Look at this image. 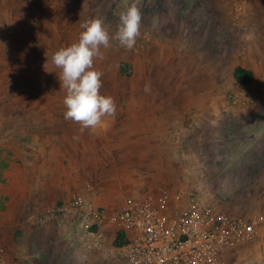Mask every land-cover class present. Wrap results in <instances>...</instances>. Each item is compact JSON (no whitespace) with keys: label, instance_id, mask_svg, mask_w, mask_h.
Listing matches in <instances>:
<instances>
[{"label":"rangeland","instance_id":"374dc122","mask_svg":"<svg viewBox=\"0 0 264 264\" xmlns=\"http://www.w3.org/2000/svg\"><path fill=\"white\" fill-rule=\"evenodd\" d=\"M197 1L0 0V214L5 218L0 222V239L19 242L27 226L39 240L41 236L44 240L54 237L48 243V254H66L62 246L51 242L56 238L57 224L44 218L43 209L83 188L86 191L87 182H92L108 211L118 210L129 195L167 191L177 201L195 193L205 204L254 220V241L231 251L226 264H264V210L253 205V172L247 156L253 151L250 145L234 137L217 140L215 135H204L192 127H182L160 143L156 136L145 133L143 141L136 143L123 140L139 132L136 125L104 124L95 131H81L80 125L64 118L66 93L61 89L60 69L52 62L53 54L77 42L84 30L81 26L95 18L102 19L114 34L119 16L133 3L142 14L141 36L131 50L117 41L101 48L103 59L94 61L95 70L103 73L101 94L119 100L123 91L139 87L143 100H158L160 94L169 104L175 81L170 53L191 50L195 55H208L213 68L212 59L220 52L224 63L219 70L226 81V108L222 112L227 120L244 116L229 109L238 106L231 102V94L238 90L230 87V82L238 56L253 47L249 34L253 28L248 29L246 22L253 14L243 13L244 7L253 8V0H205L202 9ZM239 6H243L242 13H237ZM121 62L132 65L131 75L121 73ZM157 87H161L160 93ZM210 96L215 99L217 93ZM184 99L183 93L179 100ZM184 118L187 122L193 119ZM153 126H140V131L150 132ZM65 138L74 140L63 141ZM43 144L45 154L41 152ZM89 144L98 146V150L93 148L98 153L94 158L98 168L89 163ZM54 147H61L62 152L48 156ZM170 152L176 156L171 157ZM77 153L86 157H77ZM125 164H129L128 171L114 181ZM73 166L79 167L76 172L69 171ZM82 254L86 257L73 258L76 262L64 255L60 259L67 264H121L108 256L95 260L84 250Z\"/></svg>","mask_w":264,"mask_h":264},{"label":"crops","instance_id":"0c3cea01","mask_svg":"<svg viewBox=\"0 0 264 264\" xmlns=\"http://www.w3.org/2000/svg\"><path fill=\"white\" fill-rule=\"evenodd\" d=\"M206 4L205 0L197 1L198 8L202 9ZM189 6L188 4L187 7ZM242 9L243 6H239V10H236L237 13H242ZM243 13L253 14V16H249V18L247 17L246 19V22L249 23L247 28H253V31L249 33L252 37L250 44H253V47L250 48L248 52H245V55L241 54L238 56V61L234 68L240 65L250 69L253 72V80L248 84L239 83L233 77V68L231 71L230 87L236 90L253 89L258 92L260 85L264 84V0H253V8L248 6L244 7ZM178 41L179 40H176V42ZM219 53L216 58L212 59V62L215 64H212L213 68H211V60L208 59V55H195L191 50H186L184 53L177 50L172 51L170 53L172 58L171 70L174 71L173 76H175V81H172L170 87L171 100H169V104L166 98L162 100L160 94L158 95V100L147 101L139 97L141 93L139 87L128 88L127 91L122 92L119 100H115L117 109H120V111H117L114 117L105 118L103 125L122 124L127 127L134 125L138 126V133L134 134L132 137L129 136L123 139L124 141H136V143L143 141L145 133L153 134L160 143L161 140H166V136L172 135V133L175 134V132H178V129L182 127L185 129L192 127V129L204 135H215L217 140H221L225 137H227V139L233 137L240 139L244 144L250 145L249 147H252L251 150H253L250 154H247L251 161L250 167L253 172V179L251 180L253 181V184H251L253 185V205H256L260 210H264V93L259 92L257 99L253 101L252 104L246 105L245 107L239 108V106H230L229 109L234 112L235 115L242 113L244 116H237L234 119L230 118L227 120L222 112V109L226 108V81L219 70L224 63V55L220 53V56ZM204 56H206L207 59H204ZM133 64L135 66V63ZM183 82H185V85H182ZM156 91L160 93L161 87H157ZM183 93L185 94V99L180 101L179 99L183 98ZM213 93H217L215 99L212 98L213 95L210 96V94ZM208 96H210V98H206ZM167 107H169L168 112L166 110ZM185 115L193 117L191 122L184 121ZM167 123L173 125V127L166 129L165 126ZM145 125L154 126L148 130L150 132L140 131V126ZM124 129L129 131V128ZM81 139L84 140V138ZM45 140V138H42V141ZM73 140L74 139L67 140L65 138L63 141L72 142ZM92 140L96 141L97 139L93 138ZM160 145L161 144L157 147L161 148ZM32 147L31 145V148ZM68 147L67 145L66 149H69ZM73 148L74 151L79 149L77 146ZM89 148L92 150L89 154L91 158L89 163H93L95 168H98V161L94 159L98 156V153L93 150V148L98 150V146H91L89 144ZM140 148L141 147L138 149L141 150ZM60 150L61 147H54L53 150H49L48 156H57L62 152ZM45 151L46 148H44L43 144V146H41L42 154H45ZM170 153L171 157L176 156L172 155V152ZM76 156L86 157V154L84 153L82 155L77 153ZM81 162L83 163V161ZM77 168L79 167L73 166L69 171L76 172ZM128 169L129 164L120 167V173L114 178V181H118L121 175L127 172ZM87 183H91L95 188L92 182ZM81 190L89 197L95 199L100 205L101 203H105L104 199L97 196V191H95V193H89L86 192L84 188ZM4 220L5 218L0 214V222ZM56 228V238L51 242L54 244L56 243L58 246H62L66 254L61 253V255H59L56 253L54 256L48 254V243L54 237L44 240L43 236H41L42 238L39 240L35 233H29V228L26 226L24 235L20 238L19 242L14 239V241L10 239L6 241L3 238L0 239V264H67L65 261L61 262L60 258L63 255L66 259L69 258L71 260L73 258H78L79 260L82 258L81 256L84 257L85 255L82 254V251L84 250L86 252V250L80 245L76 231L72 228L62 229L58 226H56ZM260 243H262V241H260ZM262 247L264 249V241ZM241 248L242 246H238L230 250L227 257L232 254L231 251ZM88 254L90 258L92 256L95 260L107 257L103 254ZM9 256L11 259H13L14 256L17 257V259L13 261ZM115 261L125 264L121 260Z\"/></svg>","mask_w":264,"mask_h":264},{"label":"built area","instance_id":"2783aa9c","mask_svg":"<svg viewBox=\"0 0 264 264\" xmlns=\"http://www.w3.org/2000/svg\"><path fill=\"white\" fill-rule=\"evenodd\" d=\"M259 92L264 93V84L258 92L235 91L230 99L245 105L255 101ZM85 188L95 193L91 183ZM177 199L167 191L129 195L118 210L108 211L78 191L46 205L43 214L62 229H74L86 252L125 264H226L230 250L256 237L254 220L205 204L195 193ZM118 237L120 243L115 242Z\"/></svg>","mask_w":264,"mask_h":264},{"label":"clouds","instance_id":"9594fccd","mask_svg":"<svg viewBox=\"0 0 264 264\" xmlns=\"http://www.w3.org/2000/svg\"><path fill=\"white\" fill-rule=\"evenodd\" d=\"M141 22V11L133 3L119 16L114 34H110L102 19L95 18L81 26L84 30L77 42L53 54L52 62L60 69L58 77L61 89L66 93L64 118L80 125L81 131H95L103 125L105 118L116 115L115 99L101 94L103 73L95 70L94 61L103 59L101 48H109L112 41L128 50L134 48L141 35Z\"/></svg>","mask_w":264,"mask_h":264},{"label":"trees","instance_id":"16d2710c","mask_svg":"<svg viewBox=\"0 0 264 264\" xmlns=\"http://www.w3.org/2000/svg\"><path fill=\"white\" fill-rule=\"evenodd\" d=\"M120 71L123 75L129 76L133 73V67L130 63L121 62ZM233 77L241 84H248L253 80V72L243 66L237 65L233 70ZM120 237L115 242L120 243Z\"/></svg>","mask_w":264,"mask_h":264}]
</instances>
